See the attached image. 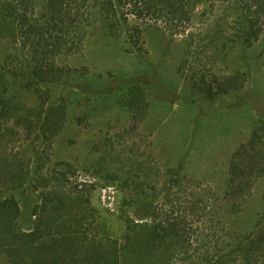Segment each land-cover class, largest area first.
<instances>
[{"label":"trees","instance_id":"1","mask_svg":"<svg viewBox=\"0 0 264 264\" xmlns=\"http://www.w3.org/2000/svg\"><path fill=\"white\" fill-rule=\"evenodd\" d=\"M225 2L222 11H233L236 24L230 40L222 39L251 47L264 35V0H0V188L38 195L29 231L20 225L18 200H0V254L7 264H264V194L250 229L231 230L224 221L264 177V122L231 156L225 204L211 191L186 192L181 167L167 169L165 182L154 181L152 194L136 199L133 211L121 217L119 237L93 207L87 185L56 174L47 151L67 121V105L52 91L71 83L65 60L82 51L93 12L111 34L133 17L181 35L198 5ZM211 34L210 43L221 38ZM202 78L192 87L210 99L246 83L240 71L214 86ZM28 95L33 106L25 103ZM119 99L129 112L145 105L137 85ZM25 146L29 150L20 151Z\"/></svg>","mask_w":264,"mask_h":264},{"label":"rangeland","instance_id":"2","mask_svg":"<svg viewBox=\"0 0 264 264\" xmlns=\"http://www.w3.org/2000/svg\"><path fill=\"white\" fill-rule=\"evenodd\" d=\"M217 4L210 5L213 16L207 3L198 5L181 35L133 17L126 29L111 34L93 12L82 51L65 60L72 81L53 90L52 97L64 99L67 121L47 148L50 163L69 184L87 185L93 207L108 218L116 237L124 229L121 217L133 211L136 199L143 202L152 194L154 181L165 182L167 169L181 167L186 192L206 190L222 199L231 156L257 122H264V35L249 48L234 46L228 40L235 34L236 14L225 15L226 2ZM214 31L221 38L210 43ZM4 52L0 42V56ZM237 71L246 83L226 96L210 99L192 87L202 76L205 85L214 86ZM130 85L145 97L144 107L132 112L119 99ZM25 99L33 106L32 96ZM263 194L264 177L238 209L225 215L228 228L250 229ZM10 196L18 200L21 227L31 230L37 193L0 188V200ZM0 264H7L1 254Z\"/></svg>","mask_w":264,"mask_h":264}]
</instances>
